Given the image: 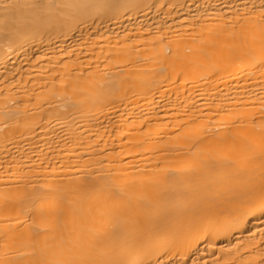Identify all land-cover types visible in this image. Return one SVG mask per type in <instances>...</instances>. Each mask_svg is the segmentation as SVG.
<instances>
[{"label": "bare ground", "instance_id": "1", "mask_svg": "<svg viewBox=\"0 0 264 264\" xmlns=\"http://www.w3.org/2000/svg\"><path fill=\"white\" fill-rule=\"evenodd\" d=\"M0 264H264V0H0Z\"/></svg>", "mask_w": 264, "mask_h": 264}]
</instances>
